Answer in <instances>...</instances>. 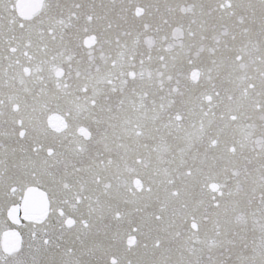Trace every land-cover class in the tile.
<instances>
[{
    "label": "snow or ice",
    "instance_id": "6c2138e0",
    "mask_svg": "<svg viewBox=\"0 0 264 264\" xmlns=\"http://www.w3.org/2000/svg\"><path fill=\"white\" fill-rule=\"evenodd\" d=\"M0 264H264V0H0Z\"/></svg>",
    "mask_w": 264,
    "mask_h": 264
}]
</instances>
